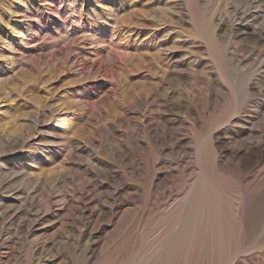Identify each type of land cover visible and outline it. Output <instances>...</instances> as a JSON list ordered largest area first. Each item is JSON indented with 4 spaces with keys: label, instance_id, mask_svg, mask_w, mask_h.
<instances>
[{
    "label": "rangeland",
    "instance_id": "1",
    "mask_svg": "<svg viewBox=\"0 0 264 264\" xmlns=\"http://www.w3.org/2000/svg\"><path fill=\"white\" fill-rule=\"evenodd\" d=\"M113 31L123 61L116 44L99 73L77 61ZM260 34L264 0H0V264L128 260L187 196L199 148L264 230ZM261 236L231 264H264Z\"/></svg>",
    "mask_w": 264,
    "mask_h": 264
},
{
    "label": "bare ground",
    "instance_id": "2",
    "mask_svg": "<svg viewBox=\"0 0 264 264\" xmlns=\"http://www.w3.org/2000/svg\"><path fill=\"white\" fill-rule=\"evenodd\" d=\"M50 4L46 1V8ZM188 7L191 10L190 13L194 15L191 17H194V22H192L198 29V9L196 7L194 9V7L189 5ZM236 31L244 30L237 27ZM53 32L54 30L52 31L54 35ZM121 33L113 31L109 39L105 38L106 34L104 32L98 33V36H95V40L93 41L97 45H94V47L92 45V47L89 46V41L87 42V39H89L88 35L87 39L85 38L80 42L79 50L81 51L79 52L80 57L77 56V61L83 64L82 60L84 59V63L86 61L91 68H97L96 70L98 71L102 69L101 66L104 60L107 58L110 59L113 52L120 53V56H118V53L116 54L118 57L113 55L118 59L122 56L121 53L125 54L127 52V50L121 48L118 42L121 40H119L122 37L121 35H124ZM260 38L264 39V34H260ZM115 44L117 45V50L114 49L116 52L113 50L115 48L113 45L115 46ZM125 55L123 56L125 57ZM124 57H121V61H123ZM57 58L59 59V57ZM89 58L91 63L88 62ZM114 65L115 63L112 67ZM111 71L105 70V73H103L107 77H110L113 72ZM210 152L211 149L202 152L201 148H199L198 159L201 171L196 177L187 196L176 207L177 209L172 212L173 214H169V217L163 214L159 216L156 226L152 229L156 233L154 237L143 239L145 236H142L139 238V242L126 243V247L131 252V255L128 260H125L121 264H231L233 257L236 259L237 255L246 251L245 247L248 245V240L251 237L255 239L256 236L262 235V240L264 241V230L259 229L262 220H260V217L257 219L253 217L249 221V214L245 206L235 204V195L233 193L231 194L234 180L231 176L218 171L214 166L213 160H211L212 153ZM4 184L0 183V187H4Z\"/></svg>",
    "mask_w": 264,
    "mask_h": 264
}]
</instances>
